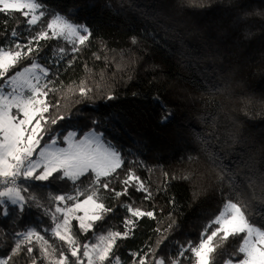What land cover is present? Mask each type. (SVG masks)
<instances>
[{"label": "trees", "instance_id": "trees-1", "mask_svg": "<svg viewBox=\"0 0 264 264\" xmlns=\"http://www.w3.org/2000/svg\"><path fill=\"white\" fill-rule=\"evenodd\" d=\"M42 2L50 13L66 14L92 33L78 52L63 38L40 42L35 59L49 70L43 81L51 80L53 90L47 99L58 105L46 115L66 117L49 127L63 135L75 130L79 137L93 129L103 133L123 158L120 178L131 170L152 193L150 200L135 187L119 198L102 193L113 211L88 233L79 232L73 221L81 245L94 243L93 233L123 231L128 214L121 205L132 203L154 211L155 218H141L130 237L117 242L122 264H132L134 252L147 253L148 264H154L153 251L156 257H173L180 245L197 241L221 209L230 181L264 211L256 203L264 193V22L249 21L256 33L250 42L225 30L237 12H264V0H211L205 8L182 6L181 0ZM14 17L0 13V44L17 39L10 32L23 17ZM17 30L20 42L27 43V26L21 23ZM81 81L91 89L87 96L79 93ZM82 179L78 186L87 187L88 178ZM23 186L29 187L25 196L35 195L49 208L48 193L73 191L70 181ZM112 187L121 191L124 185L113 181ZM7 207L8 216L0 213V258L10 253L16 232L36 228L50 238L44 229L52 221L44 207L29 201L23 214L10 202Z\"/></svg>", "mask_w": 264, "mask_h": 264}, {"label": "snow or ice", "instance_id": "snow-or-ice-1", "mask_svg": "<svg viewBox=\"0 0 264 264\" xmlns=\"http://www.w3.org/2000/svg\"><path fill=\"white\" fill-rule=\"evenodd\" d=\"M228 2L232 4L233 0ZM210 3L211 0H181L182 6L192 8H205ZM0 13L9 19H15V13L23 17V21L16 20V27L10 32L17 39L0 44V213L9 215L7 202L18 206L21 214L29 201L37 208L44 207L35 195L23 194L29 191L23 182L70 181L73 185L71 193L47 194L52 207H44V214L50 216L52 226L44 231L50 233V238L36 228L14 233L17 239L10 253L0 258V264H20V260L23 264H122L115 253L117 242L128 239L141 218L154 219V211L134 207L132 203L122 204L128 214L124 230L93 233L95 242L82 245L74 232L73 221L78 222V231L82 233L92 231L98 221H103L113 211L104 202V192L119 198L128 194L129 187H135L146 193V200L152 198V193L131 170L120 178L118 170L124 165L123 158L114 145L104 140L103 133L93 129L82 138H77L75 131L66 135L54 133L49 125H56L66 117L46 115L58 105H52L47 99L53 90L48 87L52 81L41 82L48 78L49 70L35 59L41 41L63 38L78 52L87 45L92 33L86 24L74 23L66 14L50 13L42 0H0ZM253 17L264 22V12H237L225 30L237 33L242 42H250L256 35L249 23ZM4 23L7 27L8 21ZM21 23L30 32L24 44L18 39L17 28ZM24 61L31 63L18 68ZM78 87L81 96L91 91L84 81ZM108 99L113 97L109 95ZM166 119L167 115L162 117V121ZM58 141L67 146H58ZM82 178H88L87 187L78 186V181L83 184ZM113 181L123 184L124 188L116 191ZM230 184L221 209L205 224L197 241L180 245L173 257H156L153 251L154 264H184L185 260L189 264H264V211L253 206L255 197H249L247 191L231 181ZM261 184L264 185V179ZM256 203L264 207V193ZM162 242L158 241L157 247ZM131 255L132 264H148L147 253Z\"/></svg>", "mask_w": 264, "mask_h": 264}, {"label": "rangeland", "instance_id": "rangeland-1", "mask_svg": "<svg viewBox=\"0 0 264 264\" xmlns=\"http://www.w3.org/2000/svg\"><path fill=\"white\" fill-rule=\"evenodd\" d=\"M41 82L44 83L43 80H42ZM70 131H75V130H70ZM68 132H69V131H68ZM75 132L77 133V138H82V136H80V137L78 136V132H77V131H75ZM97 132H99V131H97ZM100 133H101V132H100ZM66 134H67V133H66ZM66 134H65V135H66ZM103 138H104V137H103ZM104 140H105V139H104ZM105 141H106V140H105ZM58 146H60V147H66L67 145H66V144H59V143H58ZM78 215H82V213H78Z\"/></svg>", "mask_w": 264, "mask_h": 264}]
</instances>
